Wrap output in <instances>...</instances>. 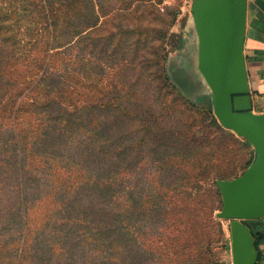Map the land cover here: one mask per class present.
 Instances as JSON below:
<instances>
[{
	"label": "trees",
	"instance_id": "1",
	"mask_svg": "<svg viewBox=\"0 0 264 264\" xmlns=\"http://www.w3.org/2000/svg\"><path fill=\"white\" fill-rule=\"evenodd\" d=\"M6 2L0 264H218L217 182L256 151L219 122L211 92L199 107L172 79L164 31L180 7L128 0L118 31L110 3L101 21L95 0Z\"/></svg>",
	"mask_w": 264,
	"mask_h": 264
},
{
	"label": "water",
	"instance_id": "2",
	"mask_svg": "<svg viewBox=\"0 0 264 264\" xmlns=\"http://www.w3.org/2000/svg\"><path fill=\"white\" fill-rule=\"evenodd\" d=\"M248 0H193L198 69L211 88L219 122L248 139L256 158L246 171L218 180L222 208L230 221L232 264H256L258 253L249 221L264 216V112L253 110L244 55Z\"/></svg>",
	"mask_w": 264,
	"mask_h": 264
},
{
	"label": "rangeland",
	"instance_id": "3",
	"mask_svg": "<svg viewBox=\"0 0 264 264\" xmlns=\"http://www.w3.org/2000/svg\"><path fill=\"white\" fill-rule=\"evenodd\" d=\"M7 0H0L1 2H6ZM9 1V0H8ZM6 2L7 5L9 4ZM96 1V10L101 15V21H103V15L106 13L102 8L103 5L111 6H120V10L118 14L120 17L116 19L115 22H112L113 25L116 26L115 29L120 30L119 27L123 26L126 28L129 26L130 20H128V14L131 13V16L134 15V10L131 9L128 12V0H95ZM193 0H165L163 4L160 5L161 11H164L165 5H172L173 7H180L178 11L176 20L174 24L168 25L165 32V46L168 49L169 59L167 62L168 71L174 80V82L178 85L181 93L186 95L187 98L192 99L198 104L199 107H210L209 102L206 99V96L210 94V86L206 83L204 77L198 69V38L197 33L194 26L193 14L191 11V5ZM10 3L13 4V2ZM126 3V4H125ZM15 4V2H14ZM125 4V5H124ZM123 7L126 10H121ZM106 9V8H105ZM165 13L167 12L164 11ZM153 16V15H152ZM168 19L171 21L170 15L167 13ZM152 23L155 22L153 19ZM158 23V21H157ZM107 30V29H106ZM104 30L102 34L105 33ZM168 31V32H167ZM125 36L128 34L124 33ZM119 37L120 34L118 35ZM117 36V37H118ZM145 37L146 36H142ZM143 53H147L146 50H139ZM243 138V137H242ZM149 142H153L151 139ZM251 149H255L253 145L250 146ZM135 149H142L141 142L136 139V147ZM153 149V148H149ZM168 149V148H167ZM142 164V163H141ZM140 165V162H138ZM152 173V172H150ZM155 174V173H154ZM149 179H156V176L152 175ZM219 218V217H218ZM222 225L225 231L224 239L221 244L229 242V247L221 246L216 249L215 259L218 264H232V251H231V243H230V221L228 219H222Z\"/></svg>",
	"mask_w": 264,
	"mask_h": 264
},
{
	"label": "crops",
	"instance_id": "4",
	"mask_svg": "<svg viewBox=\"0 0 264 264\" xmlns=\"http://www.w3.org/2000/svg\"><path fill=\"white\" fill-rule=\"evenodd\" d=\"M244 55L253 98V110L264 112V0H248ZM264 236V216L251 221ZM256 264H264V243Z\"/></svg>",
	"mask_w": 264,
	"mask_h": 264
}]
</instances>
